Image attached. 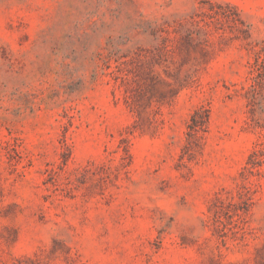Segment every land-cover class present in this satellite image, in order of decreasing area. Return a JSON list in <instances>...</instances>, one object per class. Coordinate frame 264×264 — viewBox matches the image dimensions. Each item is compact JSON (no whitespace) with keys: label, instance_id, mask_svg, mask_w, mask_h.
Here are the masks:
<instances>
[{"label":"rangeland","instance_id":"374dc122","mask_svg":"<svg viewBox=\"0 0 264 264\" xmlns=\"http://www.w3.org/2000/svg\"><path fill=\"white\" fill-rule=\"evenodd\" d=\"M0 264H264V0H0Z\"/></svg>","mask_w":264,"mask_h":264}]
</instances>
